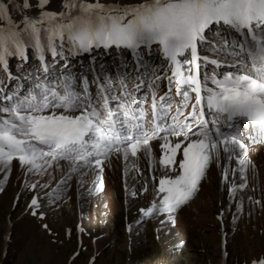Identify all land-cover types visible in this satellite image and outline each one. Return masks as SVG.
<instances>
[{
  "label": "snow or ice",
  "instance_id": "obj_1",
  "mask_svg": "<svg viewBox=\"0 0 264 264\" xmlns=\"http://www.w3.org/2000/svg\"><path fill=\"white\" fill-rule=\"evenodd\" d=\"M48 2L38 0L37 6ZM63 7L66 12H42L39 21L24 17V32L39 50L36 25L48 21V50L54 57H63L65 46L73 56L88 54L92 79L81 77L78 91L71 77L54 84L37 78L26 93L17 88L0 96V166L18 160L40 172L66 160L70 173L91 166L103 171L111 153L125 161L142 151L152 158L151 142L158 140L165 174L151 206L141 210L144 216L171 215L186 205L222 155L239 165L231 172L244 180L232 191L247 187L248 151L264 144V0H143L123 7L64 0ZM0 22L7 25L0 28L2 67L9 50L14 46L12 54L23 56V46L3 3ZM216 24L232 35L209 41L207 30ZM201 46L213 55H201ZM100 49L126 50L131 61L122 59L113 72L111 65L96 63L93 53ZM209 66L210 72L203 71ZM225 68L232 70L217 71ZM164 80L167 91L158 96ZM223 175L227 180L229 168ZM252 264H264V258Z\"/></svg>",
  "mask_w": 264,
  "mask_h": 264
},
{
  "label": "rangeland",
  "instance_id": "obj_2",
  "mask_svg": "<svg viewBox=\"0 0 264 264\" xmlns=\"http://www.w3.org/2000/svg\"><path fill=\"white\" fill-rule=\"evenodd\" d=\"M24 2L0 0L13 26L20 29L23 47L35 41L24 32V17L40 20L42 12H66L64 0H49L44 8L37 6L38 0H27V9ZM99 2L123 7L143 0ZM36 26L42 42L48 21ZM0 28L7 25L0 22ZM13 51L14 46L9 54ZM1 68L12 77L24 74L19 66ZM159 144L152 146L153 153ZM159 158L160 152L155 159L146 151L127 161L119 155L106 162V169L101 166L103 171L80 167L75 173H70L69 162L45 164L40 172L29 171L18 160L0 166V264H252L264 258V147L248 151L243 190L232 191L233 184L244 180L239 172H231L239 165L222 155L209 165L199 191L186 205L171 215L144 216L141 210L151 206L158 179L165 174Z\"/></svg>",
  "mask_w": 264,
  "mask_h": 264
},
{
  "label": "trees",
  "instance_id": "obj_3",
  "mask_svg": "<svg viewBox=\"0 0 264 264\" xmlns=\"http://www.w3.org/2000/svg\"><path fill=\"white\" fill-rule=\"evenodd\" d=\"M41 35H42V33H41ZM30 39H28V41H29ZM21 44L23 45V42H21ZM29 45V46H25V45ZM32 47H34V49L32 50ZM47 47V38L44 40V39H42V42H40V47H39V49H44V48H46ZM59 50V49H58ZM34 52H38V49H37V47H36V43H35V41H31L30 40V43H28V42H26V43H24V47H23V56H21V55H19V54H16V55H13L12 53H10L9 55V57H8V59L7 60H5V63H4V65H6L7 67H8V69H10L11 67H13V68H16L17 66H19V70H23L25 67H28V66H30V65H32L31 64V61H32V54L34 53ZM51 52V51H50ZM23 58H26V59H28V61L26 62V63H22L23 61ZM19 63H21V64H19ZM38 60H36L35 61V66H38ZM21 66V67H20ZM4 72L5 71H3V69L0 67V79H1V77H3V79H2V81H4V77L6 76V75H4ZM14 82V83H13ZM16 85V81H14V80H12V83L11 84H9L8 86H7V84H6V86H7V88H11L13 85ZM0 96H3L1 93H0ZM3 102V101H2Z\"/></svg>",
  "mask_w": 264,
  "mask_h": 264
},
{
  "label": "bare ground",
  "instance_id": "obj_4",
  "mask_svg": "<svg viewBox=\"0 0 264 264\" xmlns=\"http://www.w3.org/2000/svg\"><path fill=\"white\" fill-rule=\"evenodd\" d=\"M25 60H26V58H23V60H22L23 62H22V63H26L27 61H25ZM19 64H21V63H19ZM20 67H21V66H20ZM14 69H15V68H14ZM5 72L8 73V70L5 71ZM153 149H154V148H153ZM154 154H156V155H154ZM158 155H159V151H156V149H155V151H154V153H153V156H152L153 159H155V157L158 156ZM120 156H122V155H120ZM179 158H180V157H179ZM154 162H155V161H154ZM106 164H107L106 162L102 164V167H103L104 169H106V167H105ZM220 165H221V164H220ZM107 166H108V165H107ZM93 169L96 170V171L98 170V168H96V167H94ZM105 171H106V170H105Z\"/></svg>",
  "mask_w": 264,
  "mask_h": 264
}]
</instances>
